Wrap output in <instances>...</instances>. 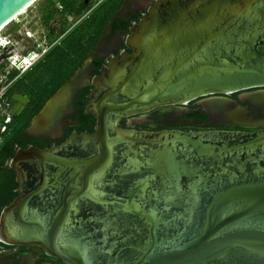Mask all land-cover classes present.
Returning a JSON list of instances; mask_svg holds the SVG:
<instances>
[{"label":"water","instance_id":"1","mask_svg":"<svg viewBox=\"0 0 264 264\" xmlns=\"http://www.w3.org/2000/svg\"><path fill=\"white\" fill-rule=\"evenodd\" d=\"M36 1L0 0V31ZM126 46L91 82L94 133L20 148L6 163L19 187L0 243L64 264H264V122L244 113L255 131L120 127L194 101L218 125L224 102L204 98L264 88V0H155ZM71 80L27 132L70 101ZM27 103L14 91L5 107L14 117Z\"/></svg>","mask_w":264,"mask_h":264},{"label":"flooded vegetation","instance_id":"2","mask_svg":"<svg viewBox=\"0 0 264 264\" xmlns=\"http://www.w3.org/2000/svg\"><path fill=\"white\" fill-rule=\"evenodd\" d=\"M37 2L39 3L34 16L33 32L27 30L19 36L23 41L22 56L31 52L35 53L36 65L45 61L55 49L65 46L80 54L84 52L83 56L85 55L83 60L72 55L62 64L63 68H67L63 70L64 73L68 72L69 67L80 66L73 71L68 80L72 79L70 101L62 104L53 116L39 122L31 132H27L32 120L23 135L31 139L30 146L46 149L59 146L73 132H95L96 120L89 127H82L78 118L81 113L79 105L85 95V112L88 95L92 90L91 82L95 77L101 76L108 62L113 58H120L122 52H132L126 46V38L133 25L147 14L155 0H37ZM10 43L11 40H9ZM87 52L90 53L87 54ZM90 57L92 60L86 63ZM17 91L20 90L16 89L15 92ZM241 93L261 95L264 94V88L242 91L230 96L204 98L224 102L223 108L218 112L224 121L218 125H212L211 114L194 104L196 102L194 101L187 106L159 109L147 115L123 120L120 127L151 132L163 130L195 132L214 129L255 131L247 127L244 113H247L252 125L264 122V104L244 101L240 96ZM4 109L8 112L5 106ZM199 110L203 111L208 118L203 120L191 116ZM0 264L64 263L50 258L37 248L8 246L0 243Z\"/></svg>","mask_w":264,"mask_h":264},{"label":"trees","instance_id":"3","mask_svg":"<svg viewBox=\"0 0 264 264\" xmlns=\"http://www.w3.org/2000/svg\"><path fill=\"white\" fill-rule=\"evenodd\" d=\"M83 53L80 54L68 46L59 47L52 51L45 61L32 66L22 75L16 69H7L6 63L0 64V91L11 84L5 99L16 89L29 98L23 113L19 116L11 117V122L6 125V131L3 134L0 133V213L17 196L16 173L6 163L15 156L18 149H26L30 146L31 139L25 138L23 135L29 128L33 118L39 114L47 101L69 80L73 71L80 67L79 65L69 67L68 72L64 73L63 70L67 69L62 66L64 61L68 60L72 55L83 60L85 57ZM89 53L87 52V54ZM70 69L71 71L69 72ZM84 100L85 95L79 105L81 113L78 118H80L82 127L87 128L95 123V118L85 114ZM191 116L203 120L208 118L201 110L192 113ZM2 122L4 124V119Z\"/></svg>","mask_w":264,"mask_h":264},{"label":"rangeland","instance_id":"4","mask_svg":"<svg viewBox=\"0 0 264 264\" xmlns=\"http://www.w3.org/2000/svg\"><path fill=\"white\" fill-rule=\"evenodd\" d=\"M39 2H35L25 13L19 16L14 22L9 24L4 30L0 32V38L4 40H11L8 46H0V64L6 63V68L12 69L11 62L12 59L20 60L23 51V41L20 39V35L24 32L31 31L34 29V16ZM19 57V58H17ZM37 57V56H36ZM17 70L19 74H24L22 67H18ZM19 78V77H17ZM16 78V79H17Z\"/></svg>","mask_w":264,"mask_h":264},{"label":"built area","instance_id":"5","mask_svg":"<svg viewBox=\"0 0 264 264\" xmlns=\"http://www.w3.org/2000/svg\"><path fill=\"white\" fill-rule=\"evenodd\" d=\"M32 56V60L29 64H26L25 66L22 67V70L27 71L28 69H30L32 66L35 65L36 61H37V57L35 55V53H29L25 56H21L20 58H22L23 60H27L28 58H30ZM11 62V66L12 69H16L19 67V63L20 61H16L15 57L12 59ZM20 68V67H19ZM11 86V84L5 86L1 91H0V133L3 134L6 131V125L9 124L11 122V116L8 112L5 111L4 106H5V96L6 93L9 89V87ZM4 119V124L2 122V120ZM0 142H1V138H0Z\"/></svg>","mask_w":264,"mask_h":264},{"label":"bare ground","instance_id":"6","mask_svg":"<svg viewBox=\"0 0 264 264\" xmlns=\"http://www.w3.org/2000/svg\"><path fill=\"white\" fill-rule=\"evenodd\" d=\"M36 2H37V1H36ZM3 30H4V29H3ZM1 31H2V30H1ZM1 31H0V32H1ZM31 36H33V35H31ZM8 45H9V41L0 38V46L4 47V46H8ZM17 58H19V57H17ZM15 60H16L17 62L20 61V63H19V67H23V66H25L26 64H29V63L31 62V60H32V56H31L30 58H28L26 61L23 60L22 58H21L20 60H18V59H15Z\"/></svg>","mask_w":264,"mask_h":264}]
</instances>
